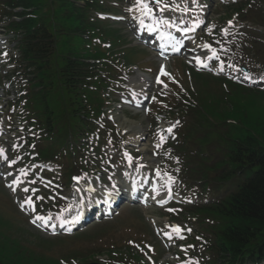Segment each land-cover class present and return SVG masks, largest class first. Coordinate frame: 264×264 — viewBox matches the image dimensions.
I'll list each match as a JSON object with an SVG mask.
<instances>
[{"label": "rangeland", "instance_id": "rangeland-1", "mask_svg": "<svg viewBox=\"0 0 264 264\" xmlns=\"http://www.w3.org/2000/svg\"><path fill=\"white\" fill-rule=\"evenodd\" d=\"M30 5L33 9L32 14L34 16H44L45 14H50V11H53V14L43 20L44 23L51 21L53 26L51 30L53 31L56 38H58L57 42V50L58 54L62 57L67 55L71 56H84V57H99L102 61L117 64L119 60H117V55H112L111 53L117 51L119 48V54L121 55V59L125 62L126 66L130 64L138 65L140 71L147 74V77L154 81V85L152 87V96L153 95H165L167 93V87L165 83H169L168 81H162L159 78L160 82H157L155 76V70L157 67V63L155 62V57L153 53H148L149 59L147 60V52L141 48L133 46L131 43L123 44L122 41H119L116 37V33L113 29L108 28V22L98 20L95 24L91 25V27L82 26L84 29H88L90 36L95 40H98V44H85L83 41L79 39H67L62 36L69 35L70 32L67 29V22L61 17V14L68 10V12L72 11V7L70 5H66L65 0H29ZM90 2V7L88 8L91 12H96L100 10L106 11H114L115 5H118L122 0H87ZM120 4V10L122 12L119 13L125 20L131 19L134 15V12L137 11L134 7L135 0H133L132 5H128L126 2ZM242 1V0H241ZM240 1V2H241ZM221 2L224 0L214 1L211 9L207 12V24L205 25L203 32L206 38L212 36L213 29L216 26L222 25L219 23L216 18L223 15V12L217 9V6L222 5ZM64 3L65 5H62ZM113 6H110V4ZM125 7L124 9V6ZM222 8V7H221ZM128 9H132V11H128ZM220 13V14H219ZM76 13H71L70 18L73 20ZM113 14H117L116 12ZM234 18V17H233ZM211 22H210V21ZM125 22V25H127ZM74 24H80L79 19L73 20ZM224 26V25H223ZM222 26V27H223ZM232 26V24H231ZM226 25L221 29V33H225L224 29L229 30L231 27ZM119 27L124 30L125 38H132L131 33L124 25H119ZM125 27V28H124ZM110 41L111 48L109 50H105L100 47V43L103 41ZM68 41V42H66ZM202 40L198 39L196 35L194 38L195 48L201 49ZM147 60V62H146ZM102 69L107 68L108 66L105 63H102ZM170 73L176 79L181 87L187 89L186 81L188 79L189 69L179 60H174L172 66L170 67ZM143 73V76H145ZM194 80L197 82L201 78H205L202 75L192 74ZM141 75H137L134 77V81L137 82ZM207 79V78H206ZM103 87L106 83L102 82ZM101 87V86H100ZM126 87H128L126 85ZM115 95L113 98H117ZM115 100V99H113ZM156 100L160 101L158 98ZM106 100H103L105 103ZM116 102V101H115ZM118 103V102H116ZM153 103H155V99H153ZM115 103H113L114 105ZM171 108V105L170 107ZM123 115L126 116V122H122V132L125 133L124 136H120L117 133V136L121 137V141H130L135 142L134 137L137 135H143L145 131L150 130L154 132L155 123L152 121L153 116L158 117V114L155 112L149 111L148 113H143L144 115H139L137 113L129 114L126 111H123ZM27 111V108L25 109ZM120 111L112 112L111 115H116L120 117ZM6 116V115H5ZM132 122L134 125L131 127ZM165 123V121H162ZM166 123L169 125H174L175 121H167ZM109 124L105 125L107 131L109 129H113ZM176 124V123H175ZM138 127V128H136ZM117 132V131H116ZM22 138L21 134H18L15 144V150L17 153H20V150L17 149L18 144ZM157 138L158 134L151 135L146 139V143H143L141 146L144 154L137 155V153H132L133 158V166L138 168H144L145 170H151L153 166L149 163L151 160H154L156 164L154 165L155 169L158 168L160 162L156 158V154L154 153L157 150ZM120 141V140H119ZM54 142V141H53ZM50 151L53 155H56L54 150L56 151V146L49 142ZM102 148H107L112 150L114 153L109 155L105 154L103 156V160L111 159V163L113 164V168H116L114 176L115 179H121L123 176V162L121 150L119 148V143H116L113 139H108L105 145H100ZM64 155L66 159H70L72 156L70 153L65 150ZM63 165H66V160L62 159ZM107 164V162H105ZM75 166V165H74ZM56 174H52V178L54 181L59 183L61 181L60 171L57 166H53ZM65 169V168H64ZM109 171V170H108ZM16 172V171H14ZM104 173V172H103ZM102 173V174H103ZM82 174V173H81ZM154 178L159 186H162V191L164 188L169 186L173 187L176 190L178 196L182 198L183 195L179 191H177L176 186L173 183H170L169 180L165 181L164 177L167 176L165 174L157 173ZM104 180L101 184H108V175L107 173L103 174ZM2 181L0 180V183ZM69 189H61L60 192H68ZM53 196V194H51ZM11 196H15V194L11 193ZM22 200L24 199L21 195ZM46 198V200H45ZM33 200L37 203L39 210L41 213H47L50 211L59 210L65 203L60 199H55L49 201L48 196L44 197V195L37 194L33 197ZM54 203L55 210L47 209L48 204ZM16 206L12 205V200L6 190L0 185V262L4 264H75L74 262L79 257H85L88 255H95L93 260H98L99 257H104L106 253L110 251H120L123 248H128L130 252L136 249V244L139 246H143L142 255L144 258L145 250L144 244L149 243L154 246V251L150 252L151 256L154 259L156 264H196L195 260L185 257V254H180V252H184L183 247L181 246L182 241L185 240V237L190 234L189 229H187V224L180 222H171L166 223L161 219L163 217V212L156 211L154 208H149L147 210L140 211L136 208H125L121 211L119 216H115L112 220H109L104 223H100L99 225H95L86 229V231L82 233H77L73 237H64L57 236L56 238L42 235L36 233L26 221V218L23 215L17 214ZM19 213V212H18ZM22 219H21V218ZM24 223H23V222ZM181 226H179V225ZM157 227L158 230L162 232H170L172 226H179L182 231L180 233V238L176 234H171V238L169 237L166 242L169 244V251L165 250L162 246V243L156 236L151 235L150 227ZM28 227V228H27ZM33 233H36V237H30L27 233L29 230ZM38 234V235H37ZM42 237H40V236ZM46 238H49L45 240ZM53 238V239H52ZM89 238V239H87ZM49 240V241H48ZM63 240V241H60ZM144 242V243H143ZM26 244V246L24 245ZM31 244V247H30ZM146 245V244H145ZM186 249L191 250V245L184 246ZM178 254V256H177ZM78 257V258H77ZM70 258V259H69ZM185 258V260H184ZM92 260V258L90 257ZM105 261V260H104ZM144 261V259H143ZM107 263V262H106ZM147 263V262H146Z\"/></svg>", "mask_w": 264, "mask_h": 264}, {"label": "trees", "instance_id": "trees-1", "mask_svg": "<svg viewBox=\"0 0 264 264\" xmlns=\"http://www.w3.org/2000/svg\"><path fill=\"white\" fill-rule=\"evenodd\" d=\"M73 11H64L61 15L69 29L76 25L73 20L82 18V15H77L72 20L70 13ZM40 19L42 17L27 16L15 24L21 33L22 60L34 70L35 78L31 83L45 85L46 90L54 87L60 90L61 83H68L74 74L66 68H56L52 74L45 72V59L53 48L55 38ZM242 93L234 91L229 97V106H225L219 98L211 102L207 89H202L198 109L191 112L194 124L199 123L206 129L216 128V124H209L206 116L213 114L214 108L218 107L224 117L234 118L238 122L236 125L243 126L241 136L230 142L222 163L206 166L205 159H200L205 167L202 168L198 158L192 157L188 149L180 152L185 154V164L190 167L189 182L210 183L217 190L235 189L237 192L226 197L219 206L203 210L211 217L215 227L211 231L216 233L209 250L222 264L256 263L264 254V107L251 99V93ZM38 100L45 105V97ZM216 120L218 122V117ZM194 132L197 133L196 129ZM191 143L201 148L207 144L200 140L199 134L192 138ZM182 148H188V143H183L179 151Z\"/></svg>", "mask_w": 264, "mask_h": 264}, {"label": "snow or ice", "instance_id": "snow-or-ice-1", "mask_svg": "<svg viewBox=\"0 0 264 264\" xmlns=\"http://www.w3.org/2000/svg\"><path fill=\"white\" fill-rule=\"evenodd\" d=\"M153 2L159 7L160 11H164V9L168 7V5L162 4V0H153ZM192 2H193V4H195L196 0H192ZM134 7L136 8L137 11L140 12V14L142 16H151L153 14V9L149 6L148 0H135ZM128 11H132V9H128ZM228 23H229V26H231L232 21H229ZM190 30H192V29H185L184 31H190ZM223 31L227 32V29H224ZM177 43H179V42H177ZM203 47L209 49V51L211 52V56L208 57L209 59H219L217 52L214 49H212L210 45L205 44V45H203ZM173 50H178L175 47V45L173 46ZM4 55H7V53H5ZM196 59H197L198 64H202V61L200 60V58L197 57ZM228 67L233 68L235 71H240V69L235 65L229 64ZM220 70L223 71V62H221V64H220ZM161 75H168V73H166L164 71V69L161 68ZM249 78L250 77L245 73V79H249ZM157 82H160L159 77H157ZM167 131L170 133L172 131V128L167 129ZM160 140H161V142H163L164 137L160 136ZM157 146H159V145H157ZM0 157H3V149H0ZM4 158L6 159V157H4ZM14 162L15 161H12L11 163H14ZM165 175H167V174H165ZM74 179H77V178H74ZM168 180L170 183L173 182V178L170 176L168 177ZM18 182L19 181L17 180L14 183H18ZM33 183H34V181H33ZM28 190L29 189H27V188L24 189L25 192H27ZM13 191H15V188H13ZM33 191H34V189H33ZM170 194H171V192L169 190V195ZM24 203L31 206L32 205V199L29 197L24 201ZM161 203H164V201H161ZM20 206H21V208H23L24 204H21ZM169 211H173V210L169 209ZM78 218L79 217H77V219ZM35 219L36 220H44L46 222V218H44V217L37 216ZM33 222H35V221H33ZM181 231H182V229L179 226H172V233H175L178 237H180ZM188 231H190V229ZM180 238H183V237H180Z\"/></svg>", "mask_w": 264, "mask_h": 264}, {"label": "bare ground", "instance_id": "bare-ground-1", "mask_svg": "<svg viewBox=\"0 0 264 264\" xmlns=\"http://www.w3.org/2000/svg\"><path fill=\"white\" fill-rule=\"evenodd\" d=\"M137 14H139V12ZM175 14H176L175 17L178 18L179 23H182L184 21L183 15H181L180 13H177V12ZM194 25H195L194 23H191V26L189 27V29H192L193 30ZM192 30H190V31H192ZM143 179H144L143 177H140L138 175V177L135 179V181H137V182L134 181V183L132 184V186H135V187L141 186L142 185V182H143ZM128 188H132V187H128ZM104 199H105V197H104ZM146 200H148V199H146Z\"/></svg>", "mask_w": 264, "mask_h": 264}]
</instances>
